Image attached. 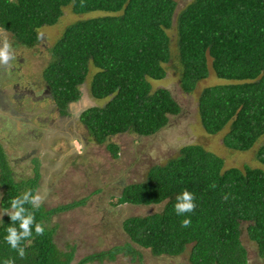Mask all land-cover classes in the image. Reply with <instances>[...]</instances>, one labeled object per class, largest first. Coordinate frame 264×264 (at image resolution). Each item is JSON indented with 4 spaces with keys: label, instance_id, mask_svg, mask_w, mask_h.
Listing matches in <instances>:
<instances>
[{
    "label": "trees",
    "instance_id": "1",
    "mask_svg": "<svg viewBox=\"0 0 264 264\" xmlns=\"http://www.w3.org/2000/svg\"><path fill=\"white\" fill-rule=\"evenodd\" d=\"M176 7L177 0H0V28L15 43L32 48L39 30L56 25L64 9L75 15L102 13L67 26L49 50L51 59L42 72L48 98L60 116L72 113L70 104L81 99L84 85L95 101H103L77 115L97 145L123 133L154 136L171 116L179 115L171 93L153 87L171 69L186 94H193L209 74L226 81H213L200 91L201 128L210 136L225 131L222 143L229 150H253L264 137V0H192L179 13ZM107 149L118 158L116 145L107 144ZM254 158L259 168L226 169L222 158L201 145L183 146L164 165L152 166L143 182L125 186L117 199L136 207L162 205L161 211L128 217L122 222L128 243L76 264L112 261L118 254L140 259L134 245L155 257H177L191 246L189 264H248L240 239L243 226L263 258L264 144ZM38 178L35 173L33 179L16 183L0 146L3 211L11 212L12 198L27 190L35 193ZM184 190L194 193L196 208L177 215L175 204ZM83 204L51 210L40 205L35 217L46 230L37 236L33 227L32 237L22 243L23 258L5 240L12 223L7 214L0 222V264L6 259L15 264H72L73 250L57 248L56 227L48 222L50 216ZM185 218L191 219L189 227L181 224Z\"/></svg>",
    "mask_w": 264,
    "mask_h": 264
},
{
    "label": "rangeland",
    "instance_id": "2",
    "mask_svg": "<svg viewBox=\"0 0 264 264\" xmlns=\"http://www.w3.org/2000/svg\"><path fill=\"white\" fill-rule=\"evenodd\" d=\"M191 1L177 0L176 13ZM100 15V12L75 15L70 8H66L56 25L39 30V41L32 48L15 43L7 32L4 38H0L1 49L7 43L12 56L11 64L9 63L12 68L10 67L9 72L7 70L5 74H0V90L7 88L11 95L15 91L13 86L17 85L23 92L31 91L32 95L22 99L23 111L30 112L33 119L39 120L37 124L20 130L18 135L13 133L15 138L9 137L8 141L5 140L4 134L0 135L1 143L16 183L33 179L35 173L39 175V187L35 193L39 191L43 195L41 205L45 210L84 200L83 205L50 216L48 222L49 227H56L53 239L57 248L65 252L73 250L72 264L87 255L128 243L129 240L122 230V222L128 217L146 216L161 211L162 205L136 207L119 204L117 199L125 186L143 182L152 166L164 165L174 158L183 146L201 145L222 158L226 169H242L244 166L260 167L254 156L257 148L264 144L263 137L253 150L246 153L235 152L224 147L222 143L225 131L217 136L204 133L197 114V97L200 91L213 81L227 83L214 74H209L204 82H200L193 94H186L181 90L171 69L163 80L153 84V87L167 89L181 109L179 115L171 116L168 125L154 136L139 137L123 133L109 138L103 145H97L78 122L77 117L69 121L60 119L54 103L49 98H41L45 88L42 72L51 59L49 50L67 26ZM169 33L172 35L173 46L174 32L172 30ZM81 93L82 99L77 105L84 103L89 107L103 104V101H95L90 96L86 85L81 88ZM50 127L68 133L71 140L68 142L64 136L57 138L50 144V153H43L41 146L46 145L43 136ZM29 130L32 134L26 136L25 133ZM38 135H41L40 140L35 138ZM25 136L26 140L21 142L20 139ZM27 143L30 145L27 146ZM107 144L118 147L117 159L111 157ZM33 150L36 155L31 154ZM1 198L0 188V222L9 213L2 210ZM240 239L247 251L248 264H264V257L258 255L256 245L248 239L244 226L241 227ZM133 247L140 252V259L118 254L112 261L105 259L88 264H189L191 246L177 257H155L150 251L135 245Z\"/></svg>",
    "mask_w": 264,
    "mask_h": 264
},
{
    "label": "clouds",
    "instance_id": "3",
    "mask_svg": "<svg viewBox=\"0 0 264 264\" xmlns=\"http://www.w3.org/2000/svg\"><path fill=\"white\" fill-rule=\"evenodd\" d=\"M10 58V46L5 43L3 49H0V61L7 63ZM211 187L215 188L216 185H211ZM228 198L229 194H225L224 199L227 200ZM43 199L44 197L39 191L34 194L32 190H27L20 196L12 198L10 201L11 212L7 214L10 216L12 223L6 229L7 235L5 240L13 250L17 251L21 258L26 255L25 246H22V243L32 237L33 227L37 236L45 233V226L42 222H37L35 217V212L39 209ZM25 205H30L31 207L26 208ZM195 208L194 193L184 190L177 197L175 204L177 215L193 212ZM181 224L183 227H189L191 225V219L185 218L181 221ZM4 264H15V261L13 259H6Z\"/></svg>",
    "mask_w": 264,
    "mask_h": 264
},
{
    "label": "flooded vegetation",
    "instance_id": "4",
    "mask_svg": "<svg viewBox=\"0 0 264 264\" xmlns=\"http://www.w3.org/2000/svg\"><path fill=\"white\" fill-rule=\"evenodd\" d=\"M2 31L3 30L0 28V38L1 39L4 38ZM1 47H2V43L0 44V49H1ZM10 57L11 58L8 60L7 63H4L2 61L0 62V74H5V72L7 70L9 72L10 67L12 68V65L9 66L11 64V61H12V56H10ZM0 84H2V75L0 76ZM13 85H16V84H13ZM13 89H15V91L11 95H9L10 93L8 92L9 90L7 88L0 90V135L4 134L6 141H8L9 137L15 138L13 133L18 135L20 133V130L25 129V128L29 127L30 125L37 124V122L39 121L37 118L33 119L32 116L30 115V112L23 111L22 99L26 96L32 95V92L29 90H25L23 92V91L19 90L17 85L13 86ZM44 90L45 91L43 92L41 98L42 97L48 98V92L45 88H44ZM16 104H17V108L15 109ZM82 108H80L79 110L72 108L71 109L72 113H70V115H64V116L59 115V118L60 119L62 118L64 121L65 120L69 121L71 119H75L77 117V114L82 110ZM68 121L65 123L66 125H67ZM49 129H47V134L45 132V134L43 136V141H44V143H46V145L41 146V152H43V153H44V151L50 153V151L52 150V148H51L52 145H50V144H52L54 142V140H56L57 138L64 136L65 140H68V142L71 140V137L68 133H66L64 131H59V130L53 129L52 127H50ZM25 134H26V136H31L32 132H30V130H29ZM26 136L22 137L20 139V141L22 142V141L26 140ZM40 136L41 135H38L35 138L37 140H40L39 139ZM1 141H2V138H0V146L3 147ZM78 141H79V139H78ZM28 145H30V144L27 143V146ZM31 154L36 155V151L33 150Z\"/></svg>",
    "mask_w": 264,
    "mask_h": 264
},
{
    "label": "water",
    "instance_id": "5",
    "mask_svg": "<svg viewBox=\"0 0 264 264\" xmlns=\"http://www.w3.org/2000/svg\"><path fill=\"white\" fill-rule=\"evenodd\" d=\"M2 34L5 35V34H6V31L3 30V31H2ZM77 103H78V102H77ZM77 103H72V104H70V108H71V109H72V108H75V109H78V110H79L80 108H82V107H83V108H87L86 105H85L84 103H82V105H77ZM80 106H82V107H80Z\"/></svg>",
    "mask_w": 264,
    "mask_h": 264
}]
</instances>
